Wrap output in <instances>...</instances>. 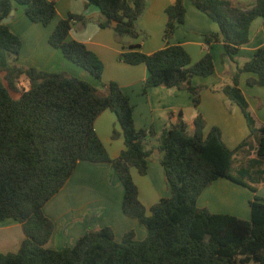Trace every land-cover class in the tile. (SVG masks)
Segmentation results:
<instances>
[{"label": "trees", "instance_id": "1", "mask_svg": "<svg viewBox=\"0 0 264 264\" xmlns=\"http://www.w3.org/2000/svg\"><path fill=\"white\" fill-rule=\"evenodd\" d=\"M100 10L97 24L111 28L117 41L141 37L137 22L146 8L145 0H87ZM186 0H176L166 9L164 40L169 41L184 23ZM218 27L205 36V43L222 42L224 55L235 61L240 48L249 42L252 23L261 18L264 0L243 9L237 0H190ZM16 5L25 6L34 23L49 25L57 15L51 0H0V22ZM75 21L86 24L84 15L69 14L60 19L49 43L69 61L102 81L104 65L85 44L69 39ZM22 40L8 24L0 23V223L12 219L24 232L17 252H0V264H264V199L256 194L264 185V124L253 117L248 101L238 86L241 73H251L248 86L264 87V46L255 50L239 67L233 83L222 88L227 98L241 110L248 136L230 149L220 131L212 128L205 135L206 120L198 113L194 131L180 113L151 146L153 128L137 129L133 106L117 82L102 83L103 90L67 72H49L18 64ZM120 58L127 64H145L148 76L144 89L176 88L188 91L196 109L202 86L194 77L215 73L211 52L193 62L182 45H167L145 54L139 44H127ZM27 87L13 97L21 77ZM106 109L112 110L121 127L125 148L110 158L94 123ZM120 133L113 132L116 139ZM163 156L161 165L170 195L150 209L139 199L131 169L147 173L154 151ZM79 161L112 164L124 186L123 212L145 228L144 240L133 230L116 241L109 226L91 229L70 247H45L54 233V223L44 213L45 204L66 184ZM225 178L252 192L250 219L212 213L197 205L202 192L214 181Z\"/></svg>", "mask_w": 264, "mask_h": 264}, {"label": "crops", "instance_id": "2", "mask_svg": "<svg viewBox=\"0 0 264 264\" xmlns=\"http://www.w3.org/2000/svg\"><path fill=\"white\" fill-rule=\"evenodd\" d=\"M51 1L56 4L57 15L47 26L30 21L26 16L25 6L16 5L8 23L9 28L21 38L22 46L25 45V39L27 41L31 38L34 50L43 54L36 65H28L21 52L18 63L49 72L65 71L90 83L88 77H91L96 82L91 84L101 91L102 83L117 82L131 101L136 128L154 129L155 134L150 144L154 147L158 145L159 138L169 123H174L180 113L190 134L194 131V118L201 113L206 120L204 134L207 135L212 128H217L230 149H235L248 136L249 129L240 108L227 98L222 88L232 84V77L237 69L250 59L255 50L264 46V25L261 18L252 23L249 42L240 48L235 61H232L224 55L222 42H213L210 45L205 43V36L217 32L218 27L190 0L185 1L184 23L176 27L168 42L163 37L167 22L166 9L176 0H145V11L137 22L138 29L142 32L141 37L135 40L125 38L122 42L115 39L113 29L98 26L100 10L96 5L89 4L87 0ZM255 3L256 0L236 1L243 9L250 8ZM69 14L84 15L89 19L86 24L75 21L69 39L82 42L102 61L104 71L101 82L77 64L80 71L70 69V64L65 63L71 61L65 57L61 56L62 61H67L62 62L61 66L53 64V58H58L61 51L50 45L49 37L57 22L67 18ZM127 44H139L140 50L145 54H152L167 45L179 44L186 49L193 62H197L207 51L211 52L215 73L207 78L194 77L192 80L194 85L203 87L198 109L194 107L193 97L188 91L166 87L144 89L148 76L146 65H130L120 58L123 47ZM252 76L251 73H241L238 86L248 101L253 117L258 123L264 124V87L248 86L246 81ZM94 127L110 158H117L125 145L116 114L106 109L96 119ZM114 131L120 133L116 139L112 138ZM162 156L159 150L154 149L145 175L131 169L139 199L148 214L154 204L170 195L161 165ZM256 194L264 199V185H258ZM253 196L254 192L250 189L220 178L202 192L197 205L212 213L229 214L248 220L251 216L249 200ZM123 198L124 186L112 164L79 161L64 187L44 206L45 215L54 223V233L45 247L52 250L70 247L89 230L106 226L113 229L116 241H121L122 236L130 230L134 231L137 240H144L147 235L146 228L138 220L124 214ZM24 237L18 222L12 219L1 222L0 252H17Z\"/></svg>", "mask_w": 264, "mask_h": 264}, {"label": "rangeland", "instance_id": "3", "mask_svg": "<svg viewBox=\"0 0 264 264\" xmlns=\"http://www.w3.org/2000/svg\"><path fill=\"white\" fill-rule=\"evenodd\" d=\"M41 26H44V25L41 24ZM24 39H25V36H24ZM21 52H22V54L25 55L24 59L28 65H36L37 61L43 55L42 53L34 50L33 45L31 43V38H28L27 41L25 39V45L22 46L20 53ZM61 56L64 58V55H62V53L60 52V55H58V58L57 57L53 58V62H54L53 64H55L57 66H61L62 62H67V61H62ZM18 64L21 65L20 63H18ZM68 64H70V65H68ZM65 65L70 66V69H73V70H75V69L79 70V71L81 70L80 67H77V65L72 63V62L71 63H65ZM21 66H23V65H21ZM24 67H27V66H24ZM88 79L91 81V83H96L95 81H93V79L91 77H88ZM25 87H27V81H26L25 76H23V77H21V79L19 80V82L17 84V90L11 91L12 96L15 98L18 97L20 94V91Z\"/></svg>", "mask_w": 264, "mask_h": 264}, {"label": "water", "instance_id": "4", "mask_svg": "<svg viewBox=\"0 0 264 264\" xmlns=\"http://www.w3.org/2000/svg\"><path fill=\"white\" fill-rule=\"evenodd\" d=\"M13 14H14V10L10 13L9 17L2 19L0 23L8 24L11 21Z\"/></svg>", "mask_w": 264, "mask_h": 264}]
</instances>
